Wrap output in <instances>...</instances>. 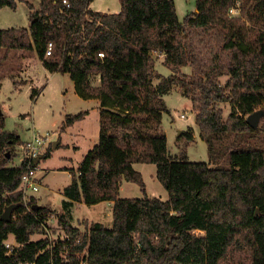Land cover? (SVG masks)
Segmentation results:
<instances>
[{"label": "trees", "instance_id": "trees-1", "mask_svg": "<svg viewBox=\"0 0 264 264\" xmlns=\"http://www.w3.org/2000/svg\"><path fill=\"white\" fill-rule=\"evenodd\" d=\"M38 1L37 9L27 4L28 29H0V49L34 50L49 73L68 74L80 99L98 102L99 136L63 190L56 219L64 239L32 240L54 213L33 197L23 202L27 164L9 165L22 142L4 130L0 113V264H242L239 253L247 264H264V0H196L181 22L173 0H119L117 13L90 10L93 0ZM2 7L16 2L0 0ZM190 36L209 45L208 64L182 80L180 69L197 62ZM153 53L173 72L157 86ZM177 81L183 95L195 92L190 100L207 163L168 153L162 96ZM40 93L32 88L30 98ZM218 103L230 107L225 120ZM255 112L254 129L246 120ZM86 114L67 115L60 131ZM179 138L192 142V128ZM135 163L155 165L166 200L146 194ZM122 179L143 197L120 198ZM101 202L112 204L110 228L92 223L82 232L70 224L76 203ZM10 205L16 207L4 222Z\"/></svg>", "mask_w": 264, "mask_h": 264}, {"label": "rangeland", "instance_id": "rangeland-1", "mask_svg": "<svg viewBox=\"0 0 264 264\" xmlns=\"http://www.w3.org/2000/svg\"><path fill=\"white\" fill-rule=\"evenodd\" d=\"M175 10L179 21L195 12L196 0H173ZM16 7L0 8V28H25L29 27L27 4L32 5L34 9L39 7L38 0H15ZM94 2V3H93ZM92 9L103 11L104 13H117L120 11L119 0H93ZM231 14H237L235 10ZM193 44V52L197 57L194 65L183 67L179 71V79L185 80L183 76H198L201 67L208 64L209 45L202 42L198 36H190ZM154 59V68L159 77L153 80V86H157L173 74L163 65V56L152 54ZM227 77L222 76L218 80L221 84ZM181 80V81H182ZM93 85H98V79L92 78ZM180 81L169 85L168 93L162 96L169 113H163L161 129L167 138V150L172 157H179L186 152L190 162L207 163L209 155L207 145L200 139L199 130L195 125L193 103L190 100L195 96V92L190 95H183L180 91ZM44 86L43 92L34 100L30 98L31 89L38 90ZM168 86V85H167ZM74 93L73 82L68 74L49 73L38 60L34 50L20 51L0 49V113L4 116V130L13 132L20 136L21 141L28 140L32 131L39 133L49 132L51 134L52 156L47 160H41L36 172L37 191L29 192L37 201L38 206L50 208L54 215L45 222L42 231L35 233L31 239L36 240L48 236L53 241L62 240L65 237L64 231L58 225L56 214L62 213V201L65 199L63 190L70 182L72 175H76L78 162L83 159L86 152H75L59 147L54 149L53 143L59 138L60 123L63 114H78L86 110L88 106L83 103ZM218 107L223 110V120L230 113V107L225 103H218ZM185 114V118L180 117ZM85 117V116H84ZM260 121L258 122V125ZM80 127L84 129V135H95L99 133V117L92 113L80 122ZM193 127V128H192ZM192 128L193 141L186 142L184 138H179V132L187 131ZM70 132L62 135V142L69 141ZM71 136H74L71 135ZM226 142V139H224ZM82 140V147L85 146ZM14 157L9 165L18 166L22 162V152L15 149ZM73 158V161L70 160ZM65 161L70 164L66 165ZM13 163V164H12ZM65 163V164H64ZM221 166H227V160L219 162ZM134 169L141 174L145 184V191L148 194L156 196L161 200L167 199V192L156 178V167L149 163H135ZM62 167H67L65 170ZM120 198H141L143 193L141 188L133 182L124 181L119 194ZM70 224L84 232L92 223H100L104 227L112 226V204L101 202L92 206H86L83 203L75 204L72 208ZM6 243H13L10 236ZM6 245V244H5ZM241 250L238 249L235 253ZM238 257L242 264H247L245 253H239Z\"/></svg>", "mask_w": 264, "mask_h": 264}, {"label": "built area", "instance_id": "built-area-1", "mask_svg": "<svg viewBox=\"0 0 264 264\" xmlns=\"http://www.w3.org/2000/svg\"><path fill=\"white\" fill-rule=\"evenodd\" d=\"M52 52V43L47 45L46 57L50 56ZM156 54V53H155ZM99 57H103V54H99ZM182 119L185 118V114H181ZM51 143V134L49 132L39 133L34 132L30 139L26 142H22L17 149L22 152V161L27 164V170L21 177L19 184V191L22 193L23 202L25 204L31 203L32 195L29 192L37 191V178L36 172L38 171V165L40 164L41 157L49 147ZM37 161V163H35ZM6 247L9 248L10 244L6 243Z\"/></svg>", "mask_w": 264, "mask_h": 264}, {"label": "crops", "instance_id": "crops-1", "mask_svg": "<svg viewBox=\"0 0 264 264\" xmlns=\"http://www.w3.org/2000/svg\"><path fill=\"white\" fill-rule=\"evenodd\" d=\"M94 3V2H93ZM93 3H91L90 5H89V9L90 10H92V11H96V12H102V13H104L103 11H99V10H93L92 9V4ZM0 29H3V28H0ZM5 29V28H4ZM74 87V86H73ZM41 90V93L43 92V90H44V86L40 89ZM40 93V94H41ZM75 93V92H74ZM76 95V94H75ZM82 100V99H81ZM84 102V104L85 105H87L88 107L87 108H85L86 110H83V111H87V114L85 115V117L82 119V120H84L85 118H88V116L90 115V114H92V113H95L96 114V116L97 117H99V111H98V107H99V105H98V102L96 101V100H83ZM67 115H75V114H71V113H65V114H63V116H62V121H61V123L60 124H62V122L64 121V119H65V117L67 116ZM82 120H79V121H77V122H75L73 125H71V126H68V127H66L64 130H61L60 131V136H59V138L53 143V148L54 149H57V148H59V147H64V149H66V150H70L71 151V153L72 154H75V152H86V153H88L92 148H93V146L97 143V140H98V136H99V133H98V131L95 133V135H84V129H82L81 127H80V122L82 121ZM61 126V125H60ZM60 128V127H59ZM193 128V127H192ZM60 130V129H59ZM34 132H36L35 130L34 131H32V134L34 133ZM67 132H70L71 134H70V139H69V141H65V142H62V139H61V137H62V135H64L65 133H67ZM74 134V136H71V135H73ZM32 136V135H31ZM20 137V136H19ZM30 139V138H29ZM28 139V140H29ZM28 140H24V141H21V142H26V141H28ZM82 140H84L85 141V146L83 147V148H81L82 147ZM49 148V147H48ZM48 154H49V157L48 158H46V159H44V161L45 160H47V159H49L51 156H52V154H51V148H49L48 149ZM84 157V156H83ZM70 160H72L73 161V158L72 157H70ZM81 161H82V159H81ZM81 161L79 162V161H77L76 160V162H78V166L80 165V163H81ZM65 163H67L66 165H68V164H70V162L69 161H65ZM64 163V164H65ZM13 164V163H12ZM13 166H15L14 164H13ZM133 167H134V165H133ZM64 170H65V168H67V167H62ZM78 168V167H77ZM124 181H127V180H125V179H122L121 180V182H120V187H119V194H120V190H121V187H122V184H123V182ZM38 182V181H37ZM71 183V182H70ZM146 194L149 196V197H156V196H153V195H151V194H148L147 192H146ZM33 197V196H32ZM34 198V197H33ZM157 198V197H156ZM36 200V199H35ZM166 200V199H165ZM37 201V200H36ZM37 203V202H36ZM76 204H78V203H76ZM108 205H110L111 206V203L110 202H108ZM36 240H38V239H36ZM12 241H13V238H12Z\"/></svg>", "mask_w": 264, "mask_h": 264}, {"label": "water", "instance_id": "water-1", "mask_svg": "<svg viewBox=\"0 0 264 264\" xmlns=\"http://www.w3.org/2000/svg\"><path fill=\"white\" fill-rule=\"evenodd\" d=\"M261 116V112H255L253 114H251L250 116H248L247 118V124L251 127V128H256L258 126V122ZM182 132H179V134H181ZM37 163V161L35 162ZM15 205H10L8 207L5 208L3 214L1 215V220L4 222H8L10 220L11 217V213L12 211L15 209Z\"/></svg>", "mask_w": 264, "mask_h": 264}]
</instances>
